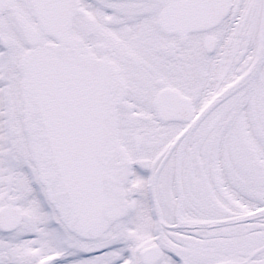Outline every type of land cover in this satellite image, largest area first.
<instances>
[{"label": "snow or ice", "instance_id": "snow-or-ice-1", "mask_svg": "<svg viewBox=\"0 0 264 264\" xmlns=\"http://www.w3.org/2000/svg\"><path fill=\"white\" fill-rule=\"evenodd\" d=\"M0 264H264V0H0Z\"/></svg>", "mask_w": 264, "mask_h": 264}]
</instances>
